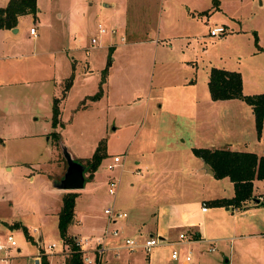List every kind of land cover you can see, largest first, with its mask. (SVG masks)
Wrapping results in <instances>:
<instances>
[{
    "label": "rangeland",
    "instance_id": "374dc122",
    "mask_svg": "<svg viewBox=\"0 0 264 264\" xmlns=\"http://www.w3.org/2000/svg\"><path fill=\"white\" fill-rule=\"evenodd\" d=\"M36 1L39 11L23 18L21 32L0 30V137L41 134L43 144L35 150L44 163L35 167L44 172H34L30 181L32 165L7 171L0 157V238L12 234L20 256L49 253L47 246L54 242V252H63L57 222L63 196L49 187V178L59 179L66 171L60 141L85 167L99 143H105V158L93 174L85 173L86 187L76 197L79 216L89 209L103 214L114 203L117 209H139L167 197L212 200L233 194L227 178L196 171L201 161L192 147L227 146L264 155L249 105L237 99L212 102L207 88L209 70L217 67L239 72L244 93L264 92V0ZM6 4L0 0V7ZM127 15L131 26L126 31L118 23ZM218 25L225 26V34L211 36L210 28ZM30 26L37 29L36 37ZM100 26L104 33L99 34ZM93 37L96 44H91ZM100 85L103 98L93 99ZM194 97L200 102L197 134L187 103ZM55 98L60 114L53 127ZM115 155L122 157L121 165L107 168ZM149 160L163 171L156 182L155 177L145 181ZM145 165L150 168L143 171ZM110 178L119 180L115 198L107 193ZM94 191L103 196H93ZM5 193L11 206L1 198ZM254 198L264 202V181L245 208L210 205L204 227L211 242L172 248L161 240L148 252L143 249L146 253L136 250L130 264H184L186 256L188 264H264V207L256 208ZM17 223L33 241L21 227L11 229ZM92 234L91 227L80 231ZM131 234L141 241L149 236ZM172 249L179 252L178 261L171 262Z\"/></svg>",
    "mask_w": 264,
    "mask_h": 264
},
{
    "label": "crops",
    "instance_id": "0c3cea01",
    "mask_svg": "<svg viewBox=\"0 0 264 264\" xmlns=\"http://www.w3.org/2000/svg\"><path fill=\"white\" fill-rule=\"evenodd\" d=\"M8 1L9 0H7V3H8ZM104 5L107 6L106 4H104ZM83 13L86 14L85 12H83ZM30 15H32V14H30ZM30 15H23V16H20L18 18V23L16 26V28L18 29L17 33L21 32V30H22V28H20V23L23 20V18L25 16H30ZM128 24H129V22H128V15H127L119 21L118 26H122L127 31L128 27L130 25V24L129 25ZM0 30H2L5 34L16 33V32H12V29L11 30L0 29ZM101 33L99 32V34H101ZM36 35H37V29H36ZM36 35H35V37H36ZM32 36H34V35H32ZM137 39H139V38H136L134 40L137 41ZM96 43H97V41H96ZM110 47H115V46L111 45ZM208 80H209V78H208ZM242 80H243V78H242ZM207 88H208V85H207ZM242 92H243V94H247V93H244V87L242 88ZM208 94H209V92H208ZM255 94H259V93H255ZM102 95H103V90H102V94H101L100 98L102 97ZM209 97H210V100L212 102H219V101H227L228 102V100L229 101L234 100V99L212 100L210 94H209ZM237 100H240V99H237ZM240 101H242V100H240ZM187 103L193 109L192 113H194V115H192L191 119L194 122L193 130H195V132L197 134L198 129L202 128L201 126L197 125V123L199 122V120H198L199 117L196 116L197 115L196 107L198 105H200V102L198 99H196L194 97V99H192L190 101L187 100ZM249 108H250V106H249ZM250 111H251V108H250ZM10 135L11 136H8L5 138L0 137V143H2L0 145L1 160L4 162L5 166L7 167L6 168L7 171H10L12 169V166H16V165L17 166H26L27 165L30 167L32 165L33 168L31 167L30 168L31 170L29 172V176H30L29 178H30V181H32L33 178L35 177V176H33L35 173L44 172V171L40 170V168L38 169L35 167L37 164L44 163L42 160L43 157L38 155V150H35L36 145H42L43 144L40 141L41 137H43V136L41 134H38V133L30 134V133H23V132L22 133L16 132L14 135H12V134H10ZM46 140L49 141V137H47ZM260 140H263V142H264L263 138H261ZM60 142H62V141H60ZM200 146H202V145H199V147ZM193 147H195V146H193ZM193 147H192V149H193ZM201 148H208V147H201ZM211 148L228 149V150L231 149V150H237V151H243V152H247V151L254 152L253 150L233 149V148L227 147V146H218V147L212 146ZM211 148H209V149H211ZM154 151H157V150H154ZM157 153H158V151H157ZM254 153H256V152H254ZM149 154H151L152 158L153 157L155 158V156H156V155L153 156V153H149ZM192 154H194V153L192 152ZM256 154L258 156H263V154H258V153H256ZM197 158L201 161V166L197 167V164H196L194 166V168H196V171H201L204 175L212 176L213 174L210 175L204 171L203 161L199 157H197ZM149 162H150L149 166L151 167V171H150L149 175L147 176V178H145V181L153 182V181H151V177H155L158 174H160V177H161V174L163 171L160 167H154L151 164L152 163L151 160H149ZM135 163H136V165H139L140 161H136ZM122 166H123V164H122ZM122 166H120V168H122ZM144 167L145 168L143 171H146L150 168L146 165ZM122 170H123V168L121 169V171ZM60 174H61V172H60ZM54 178H56V177H53L52 180ZM224 178H227V177H224ZM156 179L157 178L155 177L154 182H156ZM52 180L49 178V187L51 188V190L60 193L61 197L63 196V194L67 193L66 190L59 189V188L52 186ZM228 181H229V179H228ZM263 181L264 180H253V182H254L253 195L255 194V189L257 188V186L260 185V183ZM229 182H231V181H229ZM86 183H85V185H86ZM105 183H106V181H105ZM105 183H104V186H105ZM232 185H233V183H232ZM85 187L81 190H77L78 196H79L80 192L85 189ZM105 189H106V186H105ZM158 189H159V187H158ZM102 193L103 192H97L98 197L103 196ZM104 193L106 194L105 190H104ZM91 194L95 197L97 196L95 194V191ZM105 194H104V196H105ZM233 194H234V186H233ZM230 197H227V199ZM1 198H5V201L9 202L10 206L12 205L11 201L9 199H7L8 195L6 193L1 195ZM222 198H225V197H222ZM213 199H216V198H213ZM167 200L168 201H166V199H159V200L155 201V203L144 202L145 204L142 203V206H140L139 209L137 207H133V209L132 208H125V207H124V209L120 208V210H122V211L125 210L128 213L127 217L124 218V220H120L114 225L121 230L122 236H120V238L121 237L124 238L125 236L131 237V235H132L131 233H134V234L138 233L139 235H142L145 233L146 235H149V236L150 235L151 236H157L158 238H161L162 240H168L171 243L170 246L172 248L176 247L178 244H180V245H191V244H194L196 242H211L212 241L207 236L206 227H204L206 214L209 213V211H210L209 207H210V201L211 200H205V199L198 200V199H196V197L190 198V199H183V200L179 199L177 201H170L167 197ZM254 200H256V202H257L256 204H254V206L256 208H259V206H260V205H258L259 201L257 200V198H254ZM75 201H76V199H75ZM202 203L207 204V210L206 211H202ZM113 205L115 206L116 204L114 203ZM106 207H104V208H106ZM225 207H226V210H230V209L232 211L238 210V208H236V207H234V208H232V207L229 208L227 206H225ZM245 207H247V206H245ZM248 207H250V206H248ZM261 207H264V205ZM75 208H76V206H75ZM58 210H60V209H58ZM85 213H88V214H84V215L82 214L81 216H79V214L76 213V210H75L74 218L71 221L72 223H71V226L69 228V233H71L73 231V228H74V230H77L74 233L77 239H80L81 237H87V236L80 235L81 230H89V228L91 227V230L94 232V235H98L99 233H101V231L103 230V228L106 225L104 214H99V213L96 214L91 209H89L88 211H85ZM84 217H86V219H84ZM75 224H77V226H75ZM75 228H77V229H75ZM175 231H176V233H174ZM180 232H183L185 234V237H186L185 239L179 240L178 233H180ZM38 240H40V237L38 238ZM136 250H140L141 252H145L141 248H138L135 250H130L126 247L124 248L122 239L109 238L107 240L104 252L100 256L101 258L98 259L97 264H130V263H133V262H135V259L132 256V254H135V253L138 254L136 252ZM36 253L31 254L29 257L28 256H21L19 259H20V261H22L23 258L30 259L31 256L36 255ZM170 254H171V252H170ZM65 255H67L66 251L54 252L51 256L48 257L50 264H66ZM155 260H157V256L156 257L153 256V261H155ZM171 262H175V260H173L171 258ZM184 264H188V262H185Z\"/></svg>",
    "mask_w": 264,
    "mask_h": 264
},
{
    "label": "trees",
    "instance_id": "16d2710c",
    "mask_svg": "<svg viewBox=\"0 0 264 264\" xmlns=\"http://www.w3.org/2000/svg\"><path fill=\"white\" fill-rule=\"evenodd\" d=\"M37 11L36 0H9L5 6L0 7V29L11 30L17 26L20 16L32 14L36 17ZM106 70L107 67L102 71V82L105 81ZM208 77V92L212 100L240 99L244 103L246 102L254 115L257 136L264 139V92L260 94H243L242 76L237 71L211 67ZM68 80L70 83L71 80ZM101 94L100 85L99 90L92 97L93 99H99ZM59 114V99L55 98L52 106L53 127L59 122ZM52 134L57 140H60V134L56 131H53ZM105 149V143L100 142L92 156L87 159V171L91 174L97 170L100 162L105 158L107 154ZM192 151L194 155L213 169V176L216 178L227 177L233 183L234 194L230 198L212 199L210 205L241 209L244 208L248 199H253V180H264V155L258 156L250 151L243 152L219 148L193 147ZM77 195V191L65 193L61 199L60 210L57 213L59 236L67 245L66 264H83L76 236L69 233L71 221L74 218ZM258 205L263 206L264 203H258ZM10 227L11 229L21 227L26 239L33 241L27 228L22 223L12 224ZM41 258V264H50L43 252Z\"/></svg>",
    "mask_w": 264,
    "mask_h": 264
},
{
    "label": "built area",
    "instance_id": "2783aa9c",
    "mask_svg": "<svg viewBox=\"0 0 264 264\" xmlns=\"http://www.w3.org/2000/svg\"><path fill=\"white\" fill-rule=\"evenodd\" d=\"M30 34L36 35V28L34 26H30ZM99 32H105V29L100 26ZM226 32V28L224 26H214L211 27L209 30V34L211 36H223ZM97 41L96 38H91V44H95ZM122 161V157L120 155H115L110 163L107 164V168L113 169V167L119 164ZM119 180L116 178H110L106 182L107 193L113 197L116 196L118 187H119ZM207 210V204L202 203V211ZM103 214L105 217L106 225L98 235H90L89 237H81L77 240V245L79 246V250L81 252V257L83 264H97L98 259H100L101 255L104 252L107 240L109 238L113 239H122L123 247L128 248L130 250H135L138 248L144 249L145 251H149L151 247L157 245L162 239L158 238L157 236H148L145 240H138L131 238L129 236H125L124 238H120L121 230L114 226L118 221L124 220L127 217L128 213L124 210L117 209L114 205L107 206L103 210ZM179 240L185 239V234L183 232L178 233ZM60 241V242H59ZM59 243L64 244L62 251L67 249V245L62 239H59ZM57 247V243H53L47 246V249L50 250L48 253L47 251L43 252V255H52L55 248ZM13 249L17 250V254L15 253L14 256H9V252ZM20 247H18L17 241H15L12 234L8 233L0 238V264H41V252L36 253V255L31 256V262H24L20 263ZM210 251H213L214 248H210ZM171 258L175 261L180 259L179 252L177 250L171 251ZM186 261L190 260L189 256H186Z\"/></svg>",
    "mask_w": 264,
    "mask_h": 264
},
{
    "label": "water",
    "instance_id": "95a60500",
    "mask_svg": "<svg viewBox=\"0 0 264 264\" xmlns=\"http://www.w3.org/2000/svg\"><path fill=\"white\" fill-rule=\"evenodd\" d=\"M17 31L18 29L13 27L12 32ZM60 150L62 151L63 157L66 161V171L59 179L54 178L52 180V186L69 192L83 189L85 187V183L87 182L85 177L87 167L75 159L73 153L68 151L66 145L62 142H60ZM203 166L204 171L207 174H213V169H211V167L204 161Z\"/></svg>",
    "mask_w": 264,
    "mask_h": 264
}]
</instances>
